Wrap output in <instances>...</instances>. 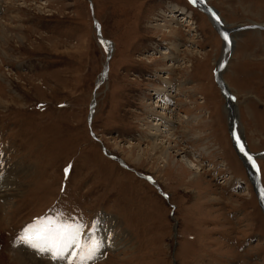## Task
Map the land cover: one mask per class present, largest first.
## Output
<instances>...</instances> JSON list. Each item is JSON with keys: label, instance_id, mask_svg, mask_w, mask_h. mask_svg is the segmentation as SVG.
Segmentation results:
<instances>
[{"label": "rangeland", "instance_id": "374dc122", "mask_svg": "<svg viewBox=\"0 0 264 264\" xmlns=\"http://www.w3.org/2000/svg\"><path fill=\"white\" fill-rule=\"evenodd\" d=\"M92 5L91 11L87 0H0V264H27L22 256L33 251L20 240L21 226L45 216L69 221L67 205L83 210L73 222L85 235H105L90 264H264V213L232 148L225 101L215 86L224 48L219 33L184 0ZM208 5L230 28L264 26V0ZM93 18L111 45L107 58ZM259 28L232 33L222 74L242 137L255 153L264 151ZM105 62L106 80L95 88ZM166 78L175 94L173 108L163 111L157 99ZM163 117L177 124L174 136L155 132ZM156 138L163 147L171 143L167 161L151 154ZM67 163L73 168L61 193ZM258 163L264 192V156ZM70 259L33 256L34 264Z\"/></svg>", "mask_w": 264, "mask_h": 264}, {"label": "snow or ice", "instance_id": "6c2138e0", "mask_svg": "<svg viewBox=\"0 0 264 264\" xmlns=\"http://www.w3.org/2000/svg\"><path fill=\"white\" fill-rule=\"evenodd\" d=\"M224 41L228 42V36L225 34ZM232 99H235L234 97ZM236 142L240 151L244 152L252 167L259 172L253 158L248 155L244 146L240 144L239 137ZM70 169H65L67 176ZM264 199V192L261 194ZM84 226L71 223L56 216H45L38 218L37 221L29 225L21 237L24 244L36 250L39 254L48 255L55 261L68 260V264H90L103 247V241L96 238L95 232L84 240Z\"/></svg>", "mask_w": 264, "mask_h": 264}, {"label": "bare ground", "instance_id": "6f19581e", "mask_svg": "<svg viewBox=\"0 0 264 264\" xmlns=\"http://www.w3.org/2000/svg\"><path fill=\"white\" fill-rule=\"evenodd\" d=\"M0 13H1V11H0ZM168 15V14H167ZM174 17V16H173ZM189 19H190V17H186L185 19H184V21L183 22H185V23H188L189 24ZM208 19H209V21H210V23L214 26V28H215V30L218 32L219 30H226V31H228V32H230L231 31V33H233L232 31H236V29H233V28H230V26H228V25H225L224 24V21L221 19V21L223 22V26L222 27H218L215 23H213L211 20H210V18L208 17ZM175 20V19H174ZM173 20V21H174ZM162 24V23H161ZM181 25V24H180ZM158 27H159V25H158ZM238 27H240V26H238ZM237 28V27H236ZM231 29H233V30H231ZM174 30V29H173ZM109 42H107L106 43V46L108 47V49H109V51H108V54L110 55L111 53H110V51H111V45H110V43L108 44ZM174 47V46H173ZM223 52H222V57H221V60L217 63V70L218 71H220V70H222L223 69V67L225 66V63H226V59L228 58V55H231V54H229V50H228V43H224L223 44ZM171 49V48H170ZM177 49V48H176ZM168 50V49H167ZM163 54H164V52H163ZM166 57V56H165ZM168 60H170V59H168ZM173 62V61H172ZM177 63V62H176ZM172 64V63H171ZM169 66V65H168ZM163 70V69H162ZM170 70V69H169ZM107 71V70H106ZM224 72V71H223ZM223 72H222V74H223ZM106 73V72H105ZM222 80H223V77H222ZM165 82H166V88L164 89V90H162V93L158 96V102H160L161 104L163 103V106H162V108H161V110H163V111H168V107H172L171 106V104H172V101H173V99H174V94H173V90H174V87H173V84L171 83V82H169V79L168 78H166L165 79ZM225 83V82H224ZM226 85V84H225ZM227 87V86H226ZM227 90L229 91V89H228V87H227ZM230 92V91H229ZM93 101H94V97H93ZM165 105V106H164ZM229 105H231L230 106V108H229V106H227V107H225V110H226V113H227V117H228V120H229V126H230V131H231V128L232 129H235L236 128V126H233V125H236V122L238 123L237 124V128H236V131H237V133H236V135L238 136V137H241L242 136V131H241V129H240V125H239V120H238V116H237V114H238V111H237V106H236V100H235V102L234 103H231V102H229ZM159 106H161V105H159ZM173 108V107H172ZM176 112L175 114L176 115H178L179 114V112L178 111H180L179 109L176 111V110H174V109H172L171 110V112ZM165 113V112H164ZM162 115V114H161ZM161 117V116H160ZM157 118V117H156ZM164 118V117H163ZM175 118V117H174ZM159 120V119H158ZM157 120V121H158ZM176 121V120H175ZM183 121V120H182ZM162 125L160 124V123H158V122H155L154 123V129H155V132L156 133H160V132H164V134H166L167 136H169V137H171V136H174V134H175V128L177 127V124L175 125V122H172L171 121V117H168V118H164V119H162ZM161 127H164V128H161ZM234 127V128H233ZM148 134H149V136H151V133H149L148 132ZM163 134V135H164ZM157 135V134H156ZM166 136V137H167ZM150 138V137H149ZM151 138H152V136H151ZM168 139V138H167ZM157 140H159V138H156L155 139V141H156V144H155V141H154V143H153V145H152V149H151V154L152 155H154V154H158V156L159 157H161V158H164V160L165 161H167V158H168V155H167V153H168V150L170 149V147L169 146H171V143L170 142H168L167 141V143H168V147H163L164 145H162V144H160L161 142L160 141H158V142H160V143H157ZM138 148V147H137ZM235 150V149H234ZM143 151V150H142ZM148 151V150H147ZM131 152V154H132V151H130ZM146 152V151H145ZM236 152V151H235ZM236 154H237V157L241 160V158H240V156L238 155V153L236 152ZM145 155V153H144V151L143 152H139L138 154H137V156H136V158L134 159L136 162H135V164H137L138 165V163H140V161L143 159V157H145L144 156ZM131 159V158H130ZM163 161V160H162ZM167 163V162H166ZM193 163V162H192ZM195 163V162H194ZM243 164V163H242ZM195 165H193V164H191V165H189V167H194ZM195 167H197V166H195ZM198 168V167H197ZM200 168H198V170H199ZM197 171V170H196ZM201 171V170H200ZM200 171H198V172H196V174H199L200 173ZM12 174V173H11ZM15 175V174H14ZM16 175H17V173H16ZM15 175V176H16ZM7 176H9V175H7ZM9 178L10 177H7V183H10L9 182ZM157 189H159V188H157ZM159 191H161L160 189H159ZM162 193V192H161ZM1 194V193H0ZM30 250H32L33 252L31 253V252H29V253H25L23 256H22V260H24L27 264H34V261H33V256H34V253H36V254H39V253H37V251L35 252L32 248L30 249ZM109 256V255H108Z\"/></svg>", "mask_w": 264, "mask_h": 264}, {"label": "water", "instance_id": "95a60500", "mask_svg": "<svg viewBox=\"0 0 264 264\" xmlns=\"http://www.w3.org/2000/svg\"><path fill=\"white\" fill-rule=\"evenodd\" d=\"M87 1L89 2L90 9L92 11L93 10L92 0H87ZM202 9H205V8H202ZM209 15L213 16V13L211 11H209ZM217 26L218 27H222L223 26V22L221 21ZM231 30H233V29H231ZM223 31L222 30H219L218 32H220V33H222L224 35L226 33H229L226 30H223ZM232 32H234V31H232ZM100 41H101V43L103 45L105 44L103 42L102 38L100 39ZM232 47H233V45L230 46V50H229L230 53L232 52ZM106 68H107V65H105V68H104L102 74L105 73V69ZM222 72H223V70H220V71L217 72V68H216V71H215V81H216L218 87L220 88L223 97L225 98V107L229 106V108H230L231 105H229V101H230V99L232 97H231V93L227 90V87H226L224 81L222 80ZM94 105H95V102L92 100V107H94ZM92 112H93V109H91V114H92ZM236 128H237V122H236ZM236 128L235 129H232L231 128V131L229 132L230 133L231 142H232V147H233V149H235V151L240 156L241 161L243 163V166H244V168L246 170L247 176H248L249 180L253 183V185H254V187L256 189V192H258V194H259L260 191H261V187H260V184H259V182H260L259 172H257L256 169H254L252 167V164L249 162V160L247 159V156L244 154V152H241L240 151V147L238 146V144L236 142V137H238L236 135V133H237ZM239 140H240V144H242L244 146L245 152L253 158V160L255 161V163H256V159L257 158H261V157L264 156V152H260V153H252V152H250L249 149H248V147H247V144L245 143L244 138L242 136L239 137ZM256 165H257V163H256ZM263 206H264V204H263Z\"/></svg>", "mask_w": 264, "mask_h": 264}]
</instances>
